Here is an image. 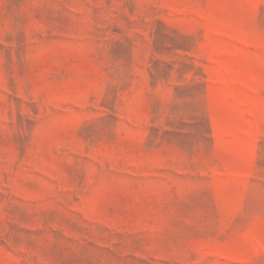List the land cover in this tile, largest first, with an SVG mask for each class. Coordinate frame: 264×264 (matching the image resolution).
<instances>
[{"label": "rangeland", "instance_id": "374dc122", "mask_svg": "<svg viewBox=\"0 0 264 264\" xmlns=\"http://www.w3.org/2000/svg\"><path fill=\"white\" fill-rule=\"evenodd\" d=\"M0 264H264V0H0Z\"/></svg>", "mask_w": 264, "mask_h": 264}]
</instances>
